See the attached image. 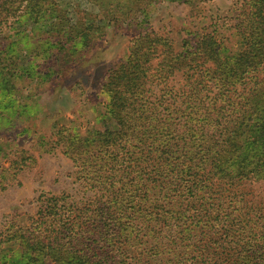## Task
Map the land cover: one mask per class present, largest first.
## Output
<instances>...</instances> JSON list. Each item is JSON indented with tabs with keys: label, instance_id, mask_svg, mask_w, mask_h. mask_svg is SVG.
Segmentation results:
<instances>
[{
	"label": "trees",
	"instance_id": "obj_1",
	"mask_svg": "<svg viewBox=\"0 0 264 264\" xmlns=\"http://www.w3.org/2000/svg\"><path fill=\"white\" fill-rule=\"evenodd\" d=\"M91 1L102 8L103 27L138 31L126 62L101 86L103 129L84 139L64 128L56 134L85 187L99 196L84 211L51 197L40 220L11 223L0 231L1 264H14L17 255L27 264H264V193L245 189L264 183V0H248L230 28L241 44L236 52L221 47L218 28L195 46L183 40L180 53L149 28L163 0ZM168 1L194 7L208 0ZM55 4L0 0V13L18 5L49 35ZM60 23L62 41L46 47L45 58L50 49L68 56L102 31ZM37 58L27 79L49 77L34 71ZM175 72L187 89L173 90L171 102L151 99L147 86ZM4 80L0 97L10 100L14 87Z\"/></svg>",
	"mask_w": 264,
	"mask_h": 264
},
{
	"label": "rangeland",
	"instance_id": "obj_2",
	"mask_svg": "<svg viewBox=\"0 0 264 264\" xmlns=\"http://www.w3.org/2000/svg\"><path fill=\"white\" fill-rule=\"evenodd\" d=\"M247 1L208 0L191 7L163 0L150 15L149 28L166 39L176 53L182 51L183 40L195 46L198 36L222 28L221 47L236 52L241 44L230 28L237 25ZM55 3L51 12L55 29L49 35L44 31L47 25H34L24 9L16 11L18 5L12 13H0V96L4 93L1 91L4 78L14 87L10 100L0 97V108H5L0 109V231L15 222L27 226L40 220L46 199L51 197L58 198L60 206L68 202L75 211L92 207L99 191L85 187L78 167L56 144V134L64 128L84 139L95 129H103L101 116L106 101L101 86L110 72L126 62L138 36L134 28L103 27L99 3L91 0H55ZM65 19L70 23L67 27L73 30L85 31L92 23L102 31L90 35L87 46L80 45L68 56L50 49L47 55L54 56L45 58L46 47H56L53 43L60 45L63 30L59 27ZM6 47L13 48L14 54L2 53ZM31 53L32 58L39 56L34 71L48 73V78L27 79L24 71L30 66ZM155 63L156 60L152 65ZM147 88L151 99L163 96L171 102L172 91H185L187 82L182 72H175L165 82L154 81ZM246 185L245 189L254 196L264 193V183ZM9 256L13 258L14 254L9 252ZM20 259L17 255L18 263L14 264H27ZM3 261L0 255V264Z\"/></svg>",
	"mask_w": 264,
	"mask_h": 264
}]
</instances>
